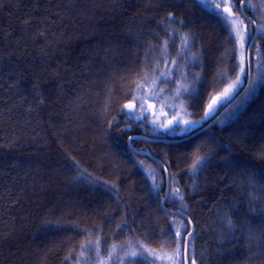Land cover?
<instances>
[{"label":"trees","instance_id":"obj_1","mask_svg":"<svg viewBox=\"0 0 264 264\" xmlns=\"http://www.w3.org/2000/svg\"><path fill=\"white\" fill-rule=\"evenodd\" d=\"M248 2L231 9L259 29L241 72L196 0H0V194L17 218L0 264H264V0ZM178 88L200 123L184 134L159 127ZM137 95L147 119L126 115Z\"/></svg>","mask_w":264,"mask_h":264},{"label":"snow or ice","instance_id":"obj_2","mask_svg":"<svg viewBox=\"0 0 264 264\" xmlns=\"http://www.w3.org/2000/svg\"><path fill=\"white\" fill-rule=\"evenodd\" d=\"M196 2L200 5L203 6V8L205 10H208L212 15L216 16L220 22L223 24L227 35L230 39V42L233 43V46L235 47V42L237 39H239L241 45L243 46L245 44L246 40H250L254 43L255 40V33L257 31H259V29H257L255 26L251 27V28H245L243 27L242 21H239L238 17H236L235 15H233L231 13V9L233 7H236V3L241 4V8L239 10H243L244 5H247L248 7H252V5L248 2V0H235L234 3L230 4L227 8H225L224 10H221V5L220 4H213L212 0H196ZM224 0H221V3H223ZM246 15V14H245ZM246 18L249 21V24H252V18L251 17H247ZM184 43L187 42L186 38H184L183 40ZM251 46V44L249 45V47ZM241 60L243 61V57H241ZM172 63H175V61H173ZM153 73L156 72V69H152ZM244 69H241V72H243ZM160 75L163 76H167L168 73L167 72H162L160 73ZM147 78V73L145 74V79ZM157 79H159V77H156ZM240 81L239 76L237 77V81L236 84H238ZM252 83L254 84L255 81H252ZM236 84L231 85L228 89H225V91L222 93V96L224 98L229 97V95L231 94V92L235 89ZM155 86V85H153ZM184 91H188V89H184ZM179 91L177 92V95H179ZM158 94H153V96L151 98H155ZM248 95V92L246 91L245 96ZM145 99L144 95H137V96H133V100L135 103L133 104H129V105H125V108L127 109V113L126 115L128 116H133L135 117V119L140 120V119H147L146 117V113L148 112V107H145V105L143 104V100ZM219 99V98H217ZM215 103V102H214ZM214 103L213 104H209V110L211 111L214 108ZM139 104L140 108L139 111L137 112L136 109V105ZM209 113L206 112L205 115L207 116ZM152 123L155 124L156 121L155 119L152 120ZM186 127L181 129V133H187L188 131H190L191 129L189 127H187L188 125H192L194 126L196 124L195 121H184L183 122ZM179 125V120L176 119L175 121H170L168 125H160L159 127L164 128L168 131H173L177 126ZM156 129L154 128L153 131H155ZM207 157H198L197 160L195 161V163L193 164L192 168L193 170H195L197 167H202L203 164L206 162ZM174 195H179V192L177 191L176 193H174ZM119 227V226H118ZM184 231H187L186 226L184 227ZM189 236H191V234H188ZM178 243H183L182 239L178 238ZM89 245L98 252V247L95 244H92L91 241H89ZM115 247V246H114ZM146 251L144 249H142V252ZM180 254V249H177V255L179 256ZM126 255H132L135 256L137 255V253L135 252H131V253H127ZM111 258V257H110ZM101 264H103V262H101ZM179 264H184V258L180 257L179 259Z\"/></svg>","mask_w":264,"mask_h":264},{"label":"rangeland","instance_id":"obj_3","mask_svg":"<svg viewBox=\"0 0 264 264\" xmlns=\"http://www.w3.org/2000/svg\"><path fill=\"white\" fill-rule=\"evenodd\" d=\"M239 41V39H238ZM239 44H240V54H241V57H243V64H244V67L243 69H245V59H246V55H247V42L245 41V44L242 46L240 41H239ZM241 79V76L239 77ZM240 83V81H239ZM232 84L228 85L225 89H228ZM256 85H258V82L256 81L255 79V83L252 85L248 95L246 96V98L244 99V101H246L247 99H249L252 95V94L255 90H256ZM178 91L179 93L181 94V88H178ZM177 91V92H178ZM225 91V90H224ZM235 89L231 92V94L229 95V97L235 93L234 92ZM177 92L173 94L172 98H168L167 96L163 97L164 99L158 104V107L161 111L165 112L166 111V104L167 102H169L170 104L172 103V109L174 110V119H178L179 120V127H180V130L182 128H185L186 125L183 123L184 121H193L190 117H189V113L187 112L186 108H185V104L182 103V101L180 99H178V96L177 95ZM256 92H254L255 94ZM217 98H220L219 96ZM215 99V100H218L219 99ZM228 98V97H227ZM178 99V100H176ZM214 100V101H215ZM222 99H220L221 101ZM213 104V103H212ZM217 103H214V106H216ZM234 116V115H233ZM233 116L230 118L232 119ZM229 118V117H228ZM228 120V119H227ZM196 124L194 126L192 125H188L187 127H189L191 130L193 128H195L197 125H199L200 123L198 121H195ZM181 132V131H180ZM16 215L12 209V206L10 204V201H9V197L6 193H1L0 194V227H11L13 226V224L16 223ZM155 255L154 256H157L158 255V252L154 253ZM95 255V253L92 254V256ZM160 257L162 258H166V260H171L172 258V262L175 260V258L177 257H180V254L179 256L177 255V250H174L173 252H164V254H159ZM178 260L176 259L174 262H177Z\"/></svg>","mask_w":264,"mask_h":264},{"label":"water","instance_id":"obj_4","mask_svg":"<svg viewBox=\"0 0 264 264\" xmlns=\"http://www.w3.org/2000/svg\"><path fill=\"white\" fill-rule=\"evenodd\" d=\"M178 212H180V211H178Z\"/></svg>","mask_w":264,"mask_h":264}]
</instances>
